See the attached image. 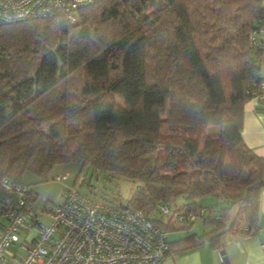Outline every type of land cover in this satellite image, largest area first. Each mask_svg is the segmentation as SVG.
<instances>
[{
    "label": "trees",
    "instance_id": "trees-1",
    "mask_svg": "<svg viewBox=\"0 0 264 264\" xmlns=\"http://www.w3.org/2000/svg\"><path fill=\"white\" fill-rule=\"evenodd\" d=\"M76 17L0 23V182L33 204L32 184L74 165L130 181L129 205L168 234L201 220L184 249L255 235L264 158L241 133L264 0H96ZM179 198L181 222L159 212Z\"/></svg>",
    "mask_w": 264,
    "mask_h": 264
},
{
    "label": "built area",
    "instance_id": "built-area-1",
    "mask_svg": "<svg viewBox=\"0 0 264 264\" xmlns=\"http://www.w3.org/2000/svg\"><path fill=\"white\" fill-rule=\"evenodd\" d=\"M96 0H0V23L61 15L71 24L76 11ZM264 34V29L260 30ZM264 101V82L254 96ZM67 174L56 181L66 180ZM62 193V203L37 213L24 186L0 182V264H162L168 233L128 202L90 197L82 178ZM169 215L167 206L158 208ZM181 222L182 214L172 212ZM188 220H193L192 216ZM15 246V252L10 247ZM264 249V244H262ZM220 260L224 262L220 256Z\"/></svg>",
    "mask_w": 264,
    "mask_h": 264
},
{
    "label": "crops",
    "instance_id": "crops-1",
    "mask_svg": "<svg viewBox=\"0 0 264 264\" xmlns=\"http://www.w3.org/2000/svg\"><path fill=\"white\" fill-rule=\"evenodd\" d=\"M260 36L264 38V34ZM260 75L264 78V64L260 67ZM241 135L246 147L264 158V101L252 98L244 104ZM220 203L222 202L216 200L214 203L216 206L213 208H217ZM257 224L258 231L255 235L228 242L221 250L212 249L207 242L184 249L174 243L191 233L178 239H171L170 234L172 233H169L168 254L162 264H264V249H262V244H264V189L259 195ZM203 228L202 226V230ZM220 256L224 262L220 260Z\"/></svg>",
    "mask_w": 264,
    "mask_h": 264
},
{
    "label": "rangeland",
    "instance_id": "rangeland-1",
    "mask_svg": "<svg viewBox=\"0 0 264 264\" xmlns=\"http://www.w3.org/2000/svg\"><path fill=\"white\" fill-rule=\"evenodd\" d=\"M180 131L181 130L179 129V132ZM212 131L213 130H209L208 133ZM65 174H67L66 180L62 182L55 180L57 176H62ZM91 175V171L87 168L83 169L79 173L78 168L74 165H60L56 167L50 173L49 181L45 183L32 184L30 186L32 192L36 196V199L32 204L33 210L37 212L41 211L44 207L52 208L55 205L61 204L63 190L66 188H73L76 183H79L78 180L82 177L86 180V183L81 186L88 191L90 197L103 202H114L120 200L122 202H127L135 189L134 184L124 178L117 179L115 177H111L108 179L105 178L104 174ZM201 200L199 203L203 206H216V204H214L216 201L215 197H205ZM184 204L185 200L179 198L172 204L168 205V209L172 213L176 209L182 207ZM225 205L226 204H224L222 207H225ZM202 226L201 220L196 219L190 232L177 231L170 234V238L178 239L188 233H199L202 231ZM10 251L15 252V246H11Z\"/></svg>",
    "mask_w": 264,
    "mask_h": 264
}]
</instances>
